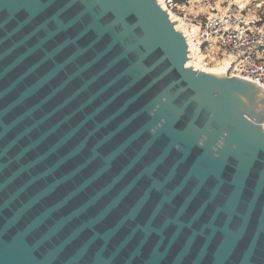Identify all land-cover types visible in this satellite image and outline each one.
Masks as SVG:
<instances>
[{"label": "water", "instance_id": "95a60500", "mask_svg": "<svg viewBox=\"0 0 264 264\" xmlns=\"http://www.w3.org/2000/svg\"><path fill=\"white\" fill-rule=\"evenodd\" d=\"M177 22L0 0V264H264V89Z\"/></svg>", "mask_w": 264, "mask_h": 264}, {"label": "built area", "instance_id": "2783aa9c", "mask_svg": "<svg viewBox=\"0 0 264 264\" xmlns=\"http://www.w3.org/2000/svg\"><path fill=\"white\" fill-rule=\"evenodd\" d=\"M234 11L242 13L241 7L230 6L222 15L208 16L197 31L192 29L191 41L186 36L189 57L205 69L227 63L226 75L264 89V26L260 21L243 19L241 14L236 16Z\"/></svg>", "mask_w": 264, "mask_h": 264}, {"label": "rangeland", "instance_id": "374dc122", "mask_svg": "<svg viewBox=\"0 0 264 264\" xmlns=\"http://www.w3.org/2000/svg\"><path fill=\"white\" fill-rule=\"evenodd\" d=\"M166 0V9L171 15L182 21L193 31L210 15H222L227 9L239 6L242 13L234 11L236 16L245 20L260 21L264 26V0Z\"/></svg>", "mask_w": 264, "mask_h": 264}, {"label": "bare ground", "instance_id": "6f19581e", "mask_svg": "<svg viewBox=\"0 0 264 264\" xmlns=\"http://www.w3.org/2000/svg\"><path fill=\"white\" fill-rule=\"evenodd\" d=\"M159 1V3L162 5V7L164 8V9H166V4H165V0H158ZM170 16H171V19L174 21V22H177L176 23V26H177V29L178 30H180V31H182L184 34H185V36H187V37H189L190 38V41H191V36H190V34H191V29L187 26V24L184 22V21H182V20H180V19H178V18H175L174 16H172L171 15V12H170ZM193 33V32H192ZM193 44V43H192ZM192 66H194V68L196 69V70H199V71H203V72H205V73H209V71L210 72H215V73H225V75H226V73H227V69H228V65H227V63L226 64H222L220 67H216V68H211V69H205L203 66H200V64L199 63H195L193 60H192V57H191V59L189 60V62H188V64H187V67H192Z\"/></svg>", "mask_w": 264, "mask_h": 264}, {"label": "trees", "instance_id": "16d2710c", "mask_svg": "<svg viewBox=\"0 0 264 264\" xmlns=\"http://www.w3.org/2000/svg\"><path fill=\"white\" fill-rule=\"evenodd\" d=\"M179 2H182V1L179 0Z\"/></svg>", "mask_w": 264, "mask_h": 264}]
</instances>
